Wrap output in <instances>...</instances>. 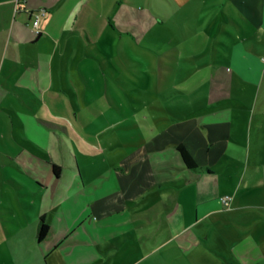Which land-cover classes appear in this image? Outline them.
Here are the masks:
<instances>
[{"label": "crops", "instance_id": "crops-1", "mask_svg": "<svg viewBox=\"0 0 264 264\" xmlns=\"http://www.w3.org/2000/svg\"><path fill=\"white\" fill-rule=\"evenodd\" d=\"M173 1L205 14L187 28L213 46L200 74L206 88H157L150 116L110 120L86 139L70 130L79 148L60 143L61 160L46 157V140L17 118L28 134L19 140L33 151L23 153L50 160L36 179L40 189L52 186L56 212L40 213L50 228L39 241L37 223L36 241L49 256L64 251L67 264L84 261L76 254L100 264H264V0ZM83 2L0 0V77L20 67L11 88H53L47 74L42 82L36 42L47 31L60 35ZM42 8L38 35L33 13ZM180 144L198 169L186 166ZM0 162L20 167L7 151ZM53 164L62 166L58 176ZM81 229L88 237L75 240Z\"/></svg>", "mask_w": 264, "mask_h": 264}, {"label": "rangeland", "instance_id": "rangeland-1", "mask_svg": "<svg viewBox=\"0 0 264 264\" xmlns=\"http://www.w3.org/2000/svg\"><path fill=\"white\" fill-rule=\"evenodd\" d=\"M87 1L67 15L68 26L60 35L47 31L36 42L42 82L47 74L53 88L42 86L27 92L11 88L20 67L6 68L0 77V150L16 155L20 162V167L0 162V202L5 207L0 208V264H67L68 258L62 250L47 255L36 241L40 213L56 212L49 195L52 186L49 191L40 189L36 179L50 160L23 153L32 150L19 140L28 134L18 117L27 122L29 135L46 140V157L61 160L60 143L73 151L74 146L79 148L70 130L86 139L110 120L150 116L157 88L207 86L200 82V74L210 70L213 46L192 36L196 30L187 28L205 14L192 6L182 10L173 0ZM220 47L227 52L225 46ZM66 79L74 80V89ZM83 118L94 124H84ZM41 119L57 125L48 126ZM68 161L74 164L70 156ZM70 184L69 179L61 182L67 190ZM85 232L81 229L75 240L80 235L88 237ZM76 256L84 261L74 256V264L101 263L86 254Z\"/></svg>", "mask_w": 264, "mask_h": 264}, {"label": "trees", "instance_id": "trees-1", "mask_svg": "<svg viewBox=\"0 0 264 264\" xmlns=\"http://www.w3.org/2000/svg\"><path fill=\"white\" fill-rule=\"evenodd\" d=\"M178 150L182 155V158L184 160V163L186 164V166H188L191 169H198V163L196 162V160L194 159V157L191 155V153L189 152V150L182 144L178 145ZM62 170V166L58 165V164H53V171L55 173V175H59L60 172ZM50 225L47 222L45 216L42 217L40 223H39V228H38V240L42 241L48 234Z\"/></svg>", "mask_w": 264, "mask_h": 264}, {"label": "built area", "instance_id": "built-area-1", "mask_svg": "<svg viewBox=\"0 0 264 264\" xmlns=\"http://www.w3.org/2000/svg\"><path fill=\"white\" fill-rule=\"evenodd\" d=\"M46 15V9L42 8L40 10L35 11V13L33 14V28H34V32L36 34H39L42 32L40 25H41V19L43 16ZM232 199L231 195H225L221 197V201L222 203L228 205L230 203V200Z\"/></svg>", "mask_w": 264, "mask_h": 264}]
</instances>
